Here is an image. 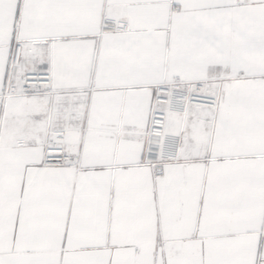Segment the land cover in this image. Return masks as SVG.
Instances as JSON below:
<instances>
[{
  "label": "snow or ice",
  "instance_id": "1",
  "mask_svg": "<svg viewBox=\"0 0 264 264\" xmlns=\"http://www.w3.org/2000/svg\"><path fill=\"white\" fill-rule=\"evenodd\" d=\"M0 264H264V0H0Z\"/></svg>",
  "mask_w": 264,
  "mask_h": 264
}]
</instances>
